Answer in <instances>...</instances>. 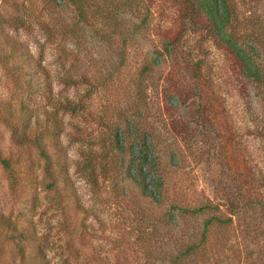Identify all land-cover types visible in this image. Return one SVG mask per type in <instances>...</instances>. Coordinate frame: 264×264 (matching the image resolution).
<instances>
[{
    "label": "rangeland",
    "instance_id": "obj_1",
    "mask_svg": "<svg viewBox=\"0 0 264 264\" xmlns=\"http://www.w3.org/2000/svg\"><path fill=\"white\" fill-rule=\"evenodd\" d=\"M197 5L0 0L7 18L0 35L24 43L45 68L23 74L0 59V107L25 109L33 124L45 110L64 122L65 206L46 188L37 147L28 150L34 165L17 192L0 162V214L12 225H35L49 264H264V85L242 65L249 56L263 68L264 0L215 6L218 18L230 12V40L219 38ZM137 122L154 143L148 160L158 153L164 174L155 205L123 183L135 172ZM12 133L0 116V150L15 154ZM116 133L127 139L125 153L114 146ZM143 170L156 190L160 181ZM172 204L212 208L192 216ZM211 215L228 221L211 227L201 253L178 258L185 243L200 242ZM33 247L0 238V264H17L19 250Z\"/></svg>",
    "mask_w": 264,
    "mask_h": 264
},
{
    "label": "trees",
    "instance_id": "obj_2",
    "mask_svg": "<svg viewBox=\"0 0 264 264\" xmlns=\"http://www.w3.org/2000/svg\"><path fill=\"white\" fill-rule=\"evenodd\" d=\"M221 0H197V9L202 10L207 14L211 21L214 32L222 40H230L226 37L228 31L231 15L228 10L225 12V17L222 19L218 18L216 12L214 11L215 6H219ZM219 11V7H218ZM223 15V14H221ZM8 21H15L18 18L11 17ZM7 18H0V22H6ZM211 28V27H210ZM24 53H21V51ZM0 59L5 64V66H10V71L20 70L23 74H31V72H45V68L40 66V64L35 60L33 54L30 52L28 47L9 36L0 35ZM244 69L248 71V77L264 85V65L263 68L259 66L258 62L248 56L242 63ZM250 70L253 72L249 73ZM23 83V82H22ZM26 85V84H25ZM24 88L34 92L35 89H40V85L37 84H27ZM42 89V88H41ZM1 105V104H0ZM6 108L0 107V116L9 124L13 129L14 143L16 145V153L13 152L5 153L0 150V162L2 163L4 169L8 173L10 178L11 188L14 192L19 190V185L21 183V178L23 174H27L29 170H32L34 161L31 159L28 150L30 146H35L39 150L40 155L45 159L44 170L48 181L46 182V188L49 190H54L57 196V204L65 206L67 202L64 197L65 193L63 190L66 186L71 183L68 170V161L66 156V149L61 141L60 134L62 132L64 122L56 114L45 110L44 117L42 120L36 117V123L31 122L32 116L26 112L25 109H18L11 113L10 111L6 113ZM147 133L142 130L141 126L136 124L135 139L131 142V146L136 144L137 154L132 155L129 167H133L135 172H127V175H123V183L134 184L138 189H140L145 196L149 198L152 205L159 203V197L162 195V188L164 183V174L161 168L160 156L159 154H154L153 157L148 160V155L150 150L154 148V143L148 142ZM115 139L113 140L114 146L121 153H125L128 148V143L126 137L123 139L118 133L115 134ZM122 138V139H120ZM156 146V145H155ZM149 169L153 173V178L157 182L159 187L155 189L148 188L144 179L143 166ZM132 169V168H131ZM176 207L182 211V214H189L192 216L199 215L200 213H206L211 207L210 205H205L203 207L196 208L195 206L181 207L178 204H172L170 206ZM217 207V206H216ZM168 209L167 216L168 220L172 221L174 219L175 212L172 209ZM212 208V207H211ZM65 209V208H64ZM177 219V218H176ZM228 220L222 219L220 216H208L204 221V231L203 237L200 242L196 240H190V242L185 243L184 250L182 249L179 253V257L185 259L189 256H194L202 252L203 245H206L208 240V231L215 224L227 223ZM39 233L33 223L28 225H12L11 220L0 214V238L4 240H28L34 243V247L26 252L25 249L19 250L16 255L18 261L17 264H49L47 254L44 248L38 243ZM177 261V258H175Z\"/></svg>",
    "mask_w": 264,
    "mask_h": 264
}]
</instances>
